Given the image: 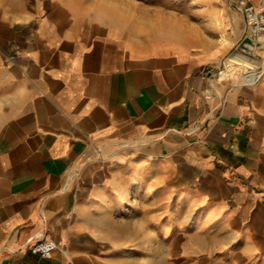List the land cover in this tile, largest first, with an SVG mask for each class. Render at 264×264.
Returning <instances> with one entry per match:
<instances>
[{"label":"crops","instance_id":"obj_1","mask_svg":"<svg viewBox=\"0 0 264 264\" xmlns=\"http://www.w3.org/2000/svg\"><path fill=\"white\" fill-rule=\"evenodd\" d=\"M235 77L62 0H0V264H163V244L170 264H264V74ZM133 165L155 192H114Z\"/></svg>","mask_w":264,"mask_h":264},{"label":"rangeland","instance_id":"obj_2","mask_svg":"<svg viewBox=\"0 0 264 264\" xmlns=\"http://www.w3.org/2000/svg\"><path fill=\"white\" fill-rule=\"evenodd\" d=\"M22 1L24 0H19ZM62 1L86 18L97 22L107 35L131 48L189 49L199 58L208 61L210 71L215 77H218L220 69H227L226 63L235 65V71L227 70L226 76L218 78L219 81H241V78L235 76L250 69L260 70L262 75L264 74V46L254 44L252 50L238 48L242 47L240 45L242 36L236 40L233 38V18L226 0ZM222 30L227 34V41L224 43L219 40ZM237 49L255 54L258 57L257 61H254L255 65L242 68L240 63L228 59ZM136 166L133 165L130 172L125 170L120 174L114 192H130V196L133 192H155L154 179L146 180L142 177L140 179ZM130 196L127 199L128 203L138 204L139 198ZM166 236L169 237V233L167 235L164 233V239ZM171 255L169 245L163 244V256L166 258L163 264H170ZM147 264H155V261L148 260Z\"/></svg>","mask_w":264,"mask_h":264},{"label":"built area","instance_id":"obj_3","mask_svg":"<svg viewBox=\"0 0 264 264\" xmlns=\"http://www.w3.org/2000/svg\"><path fill=\"white\" fill-rule=\"evenodd\" d=\"M236 7L244 14V28L240 45L245 50H252L255 45L264 46V0H236ZM243 37L248 40L244 41ZM262 73L255 76L256 80ZM54 239H37L29 244L32 252L47 256L57 246Z\"/></svg>","mask_w":264,"mask_h":264},{"label":"bare ground","instance_id":"obj_4","mask_svg":"<svg viewBox=\"0 0 264 264\" xmlns=\"http://www.w3.org/2000/svg\"><path fill=\"white\" fill-rule=\"evenodd\" d=\"M219 40L221 43H224L225 41H227V34L224 30L221 31V33L219 35ZM238 48H242V47H238ZM228 59L240 63L242 67H246V66L253 67V65L255 64L254 61H257L256 55L247 53L246 51H244L242 49L235 50L228 57ZM226 65L228 66L227 69H220L219 70L218 78H221L223 75L226 76L225 74H226L227 70L231 69L233 72L235 71V68H236L235 65H233L230 62L226 63ZM258 74H260V73L256 72L255 70L250 69V70H244L242 72H239L236 76L243 77L246 80H250V79L252 80Z\"/></svg>","mask_w":264,"mask_h":264},{"label":"water","instance_id":"obj_5","mask_svg":"<svg viewBox=\"0 0 264 264\" xmlns=\"http://www.w3.org/2000/svg\"><path fill=\"white\" fill-rule=\"evenodd\" d=\"M243 40H244V41H247L248 39H247L246 37H243Z\"/></svg>","mask_w":264,"mask_h":264}]
</instances>
